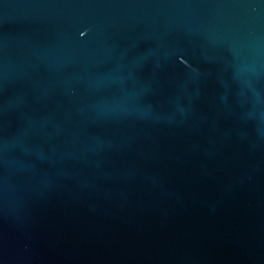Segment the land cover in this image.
Listing matches in <instances>:
<instances>
[{
    "label": "water",
    "instance_id": "1",
    "mask_svg": "<svg viewBox=\"0 0 264 264\" xmlns=\"http://www.w3.org/2000/svg\"><path fill=\"white\" fill-rule=\"evenodd\" d=\"M0 264H264V0H0Z\"/></svg>",
    "mask_w": 264,
    "mask_h": 264
}]
</instances>
